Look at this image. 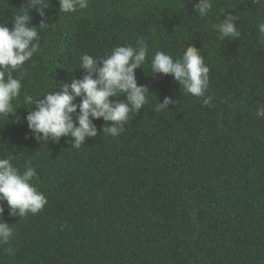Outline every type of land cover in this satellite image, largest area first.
<instances>
[{
    "label": "trees",
    "instance_id": "trees-1",
    "mask_svg": "<svg viewBox=\"0 0 264 264\" xmlns=\"http://www.w3.org/2000/svg\"><path fill=\"white\" fill-rule=\"evenodd\" d=\"M26 3L0 0V23L11 27ZM195 3L88 0L87 8L63 13L50 0L45 17L29 10L32 26L48 25L38 28L39 52L25 62L15 113L0 115V158L21 172L31 159L32 183L48 202L19 217L0 201V220L13 228L0 244V264H264V40L257 27L264 5L213 0L200 18ZM224 8L238 17L236 40H218L212 28ZM140 37L149 58L159 50L176 58L189 45L200 50L211 104L171 75L153 76L146 61L135 74L149 103L130 114L119 136L104 135L100 118L97 137L79 149L71 137L35 139L25 95L43 99L57 81L82 78V54L103 56ZM166 96L178 103L157 112Z\"/></svg>",
    "mask_w": 264,
    "mask_h": 264
},
{
    "label": "clouds",
    "instance_id": "clouds-1",
    "mask_svg": "<svg viewBox=\"0 0 264 264\" xmlns=\"http://www.w3.org/2000/svg\"><path fill=\"white\" fill-rule=\"evenodd\" d=\"M58 3L63 13L88 7V0H58ZM253 3L264 5V0H253ZM26 4L27 8L22 7L14 13L11 27L7 22L0 23V115L15 113L12 102L21 95L25 62L39 52L38 28L48 25L41 21L38 27L32 26L29 10L35 9L45 17L50 0H27ZM192 7L200 18H205L213 9V0H198ZM226 9L229 8L221 9L223 20L213 24L212 28L218 40H236L241 35L236 22L238 17L226 13ZM257 27L260 38L264 40V22ZM146 61L153 76L171 75L186 93L203 98L205 106L211 104L213 96L205 95L210 83V69L200 50L189 45L176 58L163 50L156 51L149 58L147 43L140 37L134 46H116L103 56L82 54L78 68L84 70L82 78H73L70 82L57 81L54 90L41 95L43 99L25 95V105L34 106L26 116L28 128L37 141L45 143L71 137L72 147L77 149L85 144L86 138L97 137L98 130L93 123L96 119L102 118L105 122L101 129L104 135L119 136L125 130L130 114H138L149 103L150 92L147 86L138 85L135 74V70L142 68ZM17 70L18 76L14 77L13 72ZM121 96L123 99L117 98ZM78 98L79 103H76ZM177 103L166 96L162 103L155 105V110L166 111L168 105ZM35 177L37 172L31 159L21 172L10 158H0V201H6L10 215L36 214L47 204L46 196L32 183ZM3 212V206H0V216ZM12 235L13 228L0 220V244L8 243ZM5 251L14 255L11 247Z\"/></svg>",
    "mask_w": 264,
    "mask_h": 264
}]
</instances>
